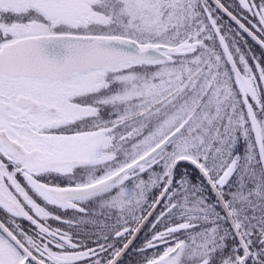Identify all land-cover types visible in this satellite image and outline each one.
<instances>
[{"label": "snow or ice", "instance_id": "obj_1", "mask_svg": "<svg viewBox=\"0 0 264 264\" xmlns=\"http://www.w3.org/2000/svg\"><path fill=\"white\" fill-rule=\"evenodd\" d=\"M0 264H264V0H0Z\"/></svg>", "mask_w": 264, "mask_h": 264}, {"label": "flooded vegetation", "instance_id": "obj_2", "mask_svg": "<svg viewBox=\"0 0 264 264\" xmlns=\"http://www.w3.org/2000/svg\"><path fill=\"white\" fill-rule=\"evenodd\" d=\"M227 19V17H225ZM258 51V50H257Z\"/></svg>", "mask_w": 264, "mask_h": 264}]
</instances>
